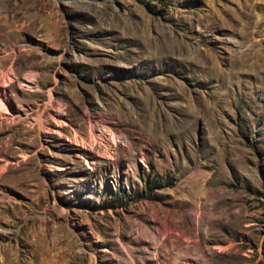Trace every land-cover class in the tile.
Wrapping results in <instances>:
<instances>
[{"label":"rangeland","instance_id":"374dc122","mask_svg":"<svg viewBox=\"0 0 264 264\" xmlns=\"http://www.w3.org/2000/svg\"><path fill=\"white\" fill-rule=\"evenodd\" d=\"M0 90V264H264V0H0Z\"/></svg>","mask_w":264,"mask_h":264},{"label":"bare ground","instance_id":"6f19581e","mask_svg":"<svg viewBox=\"0 0 264 264\" xmlns=\"http://www.w3.org/2000/svg\"><path fill=\"white\" fill-rule=\"evenodd\" d=\"M3 81H4V85H5V82H6V80L7 81H10L11 80V77L10 76H8V75H3ZM12 81V80H11ZM26 86V85H25ZM28 87V86H27ZM32 89V88H31ZM6 98V94L5 93H3L1 90H0V118H3L4 116H3V113H5L6 111H7V107L5 106V104H4V101H3V99H5ZM103 114V113H102ZM54 118V117H53ZM58 121V120H57ZM59 122V121H58ZM92 129V127L90 126V128H89V133H90V141H86V140H84L83 138H80V140H77V138H75L74 137V141H78L80 144H87L88 146H90L91 144H95V145H97V144H100V145H102L103 147H104V149L105 150H110L111 149V146H110V144L108 143V141H106V138H105V135L106 134H109V136H110V140H111V142H112V144H114V145H116V138H117V134L113 131V130H111V129H109V128H107V127H103L101 130H93ZM58 133H60V132H58ZM86 145V146H87ZM83 146V145H82ZM92 146V145H91ZM107 154V153H106ZM200 226V225H199ZM199 229V228H198ZM198 231V230H197ZM188 233V232H187ZM186 234V233H185ZM187 251H189L188 249L185 251V254H186V252Z\"/></svg>","mask_w":264,"mask_h":264}]
</instances>
